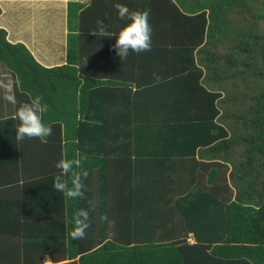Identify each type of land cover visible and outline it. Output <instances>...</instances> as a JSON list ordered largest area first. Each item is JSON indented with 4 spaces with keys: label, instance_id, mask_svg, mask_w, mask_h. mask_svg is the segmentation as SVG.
Instances as JSON below:
<instances>
[{
    "label": "trees",
    "instance_id": "16d2710c",
    "mask_svg": "<svg viewBox=\"0 0 264 264\" xmlns=\"http://www.w3.org/2000/svg\"><path fill=\"white\" fill-rule=\"evenodd\" d=\"M107 2L68 1L59 65L0 26L18 81L0 119V170L13 169L0 264H264V0H126L148 13L152 47L120 64L90 57L114 39L101 24L121 23ZM36 96L51 133L17 141L11 118ZM61 159L82 161L84 199L52 188ZM81 208L89 228L72 240Z\"/></svg>",
    "mask_w": 264,
    "mask_h": 264
},
{
    "label": "clouds",
    "instance_id": "9594fccd",
    "mask_svg": "<svg viewBox=\"0 0 264 264\" xmlns=\"http://www.w3.org/2000/svg\"><path fill=\"white\" fill-rule=\"evenodd\" d=\"M116 15L123 23L115 32H109L101 26L99 34L103 36H115V42L112 45L119 58L125 59L130 52L140 54L148 51L152 47V25L149 22L148 13L134 11L125 3H117ZM97 35V33L95 32ZM13 85L18 89V81L9 80L5 88L3 99L10 104L17 105V97L13 90ZM47 111V105L41 103V98L36 96L30 102H20L14 119L18 121L15 127V138L17 141H24L25 138H46L51 133V127L42 120V114ZM82 161L80 159H61L56 163V168L60 172L53 177L52 188L69 200H80L85 198V185L82 176L83 172L77 175L73 169L80 168ZM72 173L71 182L66 179L68 173ZM91 203V202H90ZM89 210L79 209L75 214L74 227L69 233L71 239L81 240L86 236V229L89 228Z\"/></svg>",
    "mask_w": 264,
    "mask_h": 264
},
{
    "label": "crops",
    "instance_id": "0c3cea01",
    "mask_svg": "<svg viewBox=\"0 0 264 264\" xmlns=\"http://www.w3.org/2000/svg\"><path fill=\"white\" fill-rule=\"evenodd\" d=\"M6 1H9V4H10V7L8 8L9 11L12 10L15 13L21 12V11L25 13L24 7H26V9L27 8L31 9L30 12H33L32 19L34 18V20L32 21V24L30 25V28L32 27V29H33V25H35L36 22H37V20H36L37 18H38V21H39L40 14H44V11L47 10V9H50L52 11V10H54L56 8V5H54V3H50V2L46 3L47 0H0V5H1V3L6 2ZM50 1H56V0H50ZM57 1L61 2V4H62L61 5L59 3V5L57 6V10H58L57 15L59 14L60 18H62V17L64 18L63 23H62V27L60 29H58L59 25H58L57 16H56V25L54 26L53 32H51V29H49V31L46 30V32H40L39 38H38V49L40 51H42L43 54H44V57H46L48 59L46 61V62H48V63H46V66L59 65V64H62V63H64L66 61V45H64L63 43H64L65 40L67 41V28H66L67 27V5H68V1L69 0H65V1L64 0H57ZM63 1L65 2L64 5H63ZM117 3H126V0H108L106 5L115 6ZM3 13H4V10L2 9L1 15ZM37 15H38V17H37ZM94 22H95V24H94ZM105 22L106 21H104V23H102L101 25L106 27V25L108 24V28H111L112 30L116 29V31L119 29V27L123 23L121 21V23L118 24V25H112V23L109 21V19H108V21L106 23ZM89 23L92 26L97 25L96 17H94L93 19L89 20ZM0 26L4 27L6 29V26L3 25V23L1 22V19H0ZM39 26H40V24H39ZM7 33H8L7 34L8 39L10 41H12V42H17V41L23 42L24 41V39H23L24 36H20V34L17 35V36L16 35L13 36V35H11L9 33L8 30H7ZM33 33H34V40L33 39H29V38L26 39V40H28L30 42L31 45L33 44L32 43L33 41H36L35 36L38 34V32H37V30H35V28H34V31L32 32V34ZM46 35H52V40L53 41H56V39H58L60 41H61V39H64V41L62 43L63 44V49H64V57L62 58L63 59L62 61L58 60L57 58H55L56 60L55 59L54 60H50V58L52 56L51 53L54 52V50H52V52H51V47L54 46V42H51V40L49 38H47ZM45 36H46V39L42 40V38L45 37ZM111 37L114 38V39L108 40L106 48L102 49V48L98 47V48H95L94 50H92V52L90 54V57L91 58H96V59L93 60V62H96L97 60H99L101 58H102V60H105V58H109V61L111 63H117V64L119 63L120 64L121 62H125V59L121 60L119 58V56L116 54L114 48L110 47L112 45L111 44L112 40H115V36H111ZM50 42H51V44H50ZM23 43H25L29 47L31 52H33L31 45H28L27 42H25V41ZM49 44H50V50L48 48ZM94 56H97V57H94ZM43 65H45V64H43ZM120 66L118 68H121ZM9 80H12L11 73L9 71L6 72V70L0 71V119L1 118H6V117H10V116H12L14 114V105L10 104L9 102H7L6 100L3 99V96L5 95V88H6ZM4 130H5V124H0V133H3ZM7 133H8V131H7ZM12 172H13L12 167H3L0 170V179L1 180H4V178L8 179L11 176ZM4 187H5L4 182H1L0 183V191ZM44 264H53L50 255H48V254L45 255Z\"/></svg>",
    "mask_w": 264,
    "mask_h": 264
},
{
    "label": "rangeland",
    "instance_id": "374dc122",
    "mask_svg": "<svg viewBox=\"0 0 264 264\" xmlns=\"http://www.w3.org/2000/svg\"><path fill=\"white\" fill-rule=\"evenodd\" d=\"M64 1H63V5L65 4ZM49 2L54 3V5H56V8L52 11L50 9H47L44 11V14H40L39 21L37 18L36 19L37 22L35 25H33V29H32V27L30 28L32 21L34 20V18L32 19L33 12H30V10H31L30 8L26 9V7H24L25 13L22 11L15 13L12 10L9 11V9H8L10 7L9 1L3 2L0 5L1 8L4 10V13L0 16L1 22L3 23L4 26H6V29L9 31V33L11 35L17 36L20 34V36H24V38H23L24 41L27 42L28 45H31L30 42L26 39L29 38V39L34 40V33L32 34V32L34 31V28H35V30H37L38 34L35 36L36 41H33L32 42L33 44L31 45L32 51H33L32 53L35 55V57L41 63H43L45 65H46V63H48V62H46L48 59L46 57H44L43 52L38 49L39 34H40V32H46V30L49 31V29H51V32H53L54 26L56 25V16H57V21H58V25H59L58 29H60L62 27V23L64 20L63 17L60 18L59 14L57 15V13H58L57 6L59 5V3L61 4V2H59L57 0L56 1H50V0L48 1L47 0L46 3H49ZM37 17H38V15H37ZM39 24H40V26H39ZM46 36H47V38H49L51 40V42H54V46L51 47V52H52V50H54V52L51 53L52 56H51L50 60H54L55 58H57L58 60L62 61L63 60L62 58L64 57L63 44L66 45V42H65L66 40L64 41V39H61V41H60V40L56 39V41H53L52 35H46ZM46 36L43 37L42 40H45ZM63 41H64V43H63ZM51 42H50V44H51ZM50 44L48 47L49 50H50ZM0 66H1L0 71L6 70V72H8V69L2 63H0ZM238 101L247 102V101H249V98L240 99Z\"/></svg>",
    "mask_w": 264,
    "mask_h": 264
}]
</instances>
